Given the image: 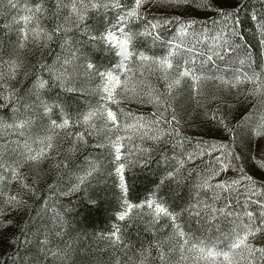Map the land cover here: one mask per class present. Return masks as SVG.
I'll list each match as a JSON object with an SVG mask.
<instances>
[{
    "label": "trees",
    "instance_id": "1",
    "mask_svg": "<svg viewBox=\"0 0 264 264\" xmlns=\"http://www.w3.org/2000/svg\"><path fill=\"white\" fill-rule=\"evenodd\" d=\"M32 1L40 4L45 13L46 27L53 35L47 51L56 55V62L61 70L70 71L79 57H83L85 63L89 62L95 68H104L110 57L113 58L114 54L109 55L110 52L98 45L97 39H92L98 38L101 30L108 26L102 13H92L89 15L92 18L84 22L80 29L60 40L62 36L54 31L53 26L62 19V0ZM191 2L199 7L200 12H207V16L197 19L190 13V18L182 19V14L177 12L158 13L152 10L153 12L142 15L144 19H133L127 23L126 31L131 29L138 32L143 30L148 21H170L157 29L160 39L155 42L152 37H137L134 41L135 49L145 51L150 56L162 57L167 54L170 45L179 44L182 57L177 56L175 59H181V63L188 61L189 67H209L213 74L223 78L252 72L264 74V45L260 42L257 24V21H264V0H235L228 7L219 5L214 0ZM238 4L241 5L238 13L240 23L236 28L238 35H233L224 28L218 10L232 11ZM1 13L0 5V15ZM253 16L257 19L253 20ZM231 19L235 22L237 17L233 16ZM214 20L217 23H212ZM186 22L193 23L188 26ZM222 32L224 39L229 41L227 45L218 38ZM1 36L2 40L8 41L5 34L1 33ZM65 51H72L74 57L71 53L70 57L73 59L69 60V57L64 62H70L62 65V55L68 56ZM214 53H219L223 59ZM209 56H212V60H209ZM53 59L52 54L46 55L50 66L55 64ZM142 71L143 79L138 89L144 102L134 105L131 100L123 101L125 105L121 107H110L118 113L121 109L124 110L120 123L122 119H133L129 117V113L134 114V117L143 116L145 132L151 133L148 131L150 127L158 131L157 135L160 136L157 140L151 139L143 143L141 151L135 156L121 159L126 165L123 175L128 203L139 205L152 197L156 202H162L170 211L179 214L177 223L186 232L206 241L222 239L237 226L242 228L249 222L246 215L249 211L259 224L264 219L260 215L264 209L252 201L264 200V178L254 168L242 164V160L250 150L247 141H250L256 119L264 114V92L253 95L255 84L245 81L236 85L231 96H227L222 85L218 84L220 80L213 79L214 82L209 81L212 83L204 89L203 97L198 96L199 93L195 91L193 96H188L187 101L192 102H184L185 106H182L187 119L179 118L176 116L178 111L175 112L179 101L174 99V94L167 95L166 82L160 78L161 75ZM45 79V86L43 89L36 87V93L43 102L49 106L51 104V111H45L46 116H60L63 119L67 114L71 119L67 130L62 129V135L57 133V137L54 136L55 150L38 164L34 171L37 174L32 172L28 175L26 184L37 196L32 205H21L20 216L12 217L18 220L15 229L12 227L13 236L9 232V237L5 240L0 264H42L53 253L54 259L44 264H116L118 261L119 264H140L141 261L144 264H165L179 242L176 238H172L173 242H168L174 228L170 218L159 219V222L152 219L149 225L131 215L123 221L117 218L122 196L113 173L115 161L112 151L107 142L103 145L98 128L89 130L87 128L90 127L83 123H76L77 117L94 109L92 97L80 90H62L50 77ZM26 84L24 92L29 97L30 92L27 90L30 83ZM19 88L13 94L14 101L15 97L19 98ZM149 91L167 96L171 107L165 113V119L171 120L173 114L176 116V121L171 126L163 121L159 122V127L152 123L156 119L153 113L163 112L166 105L159 106L158 109L156 104L149 103ZM200 103L203 105L201 108ZM4 112V109L0 110L1 114ZM6 114L5 112L4 115ZM213 114L223 118L225 123L221 124L218 118L214 119ZM225 124L233 131H226ZM174 129L179 130V135ZM79 132L84 133L83 141L75 138V133ZM225 140L236 145L237 149L228 147L208 154L205 142L208 145H226ZM136 144L135 141L134 145ZM241 144L243 155L239 150ZM229 150L232 152L231 157L227 156ZM236 155L241 159L236 160ZM217 157H221L225 164L228 161L233 163L228 174L226 170L213 176V171L221 168ZM241 166L245 174L253 177L255 189H251L247 181H242L229 191L215 188L221 182L230 183L239 179L242 174L238 169ZM91 169H94L92 176L88 177L80 189L69 191L79 182V177ZM41 175L43 178H40ZM206 182L212 187H205ZM253 191L258 194L253 195ZM213 208H223L225 214H216L213 220ZM117 226L124 242L129 245L127 249L123 244L112 245L110 233ZM260 234L258 244L264 243V232ZM225 246L226 242L218 244V247ZM260 246L264 247V244ZM61 252L63 256L59 260ZM141 252H144L143 256ZM161 254L163 259L160 258Z\"/></svg>",
    "mask_w": 264,
    "mask_h": 264
},
{
    "label": "rangeland",
    "instance_id": "2",
    "mask_svg": "<svg viewBox=\"0 0 264 264\" xmlns=\"http://www.w3.org/2000/svg\"><path fill=\"white\" fill-rule=\"evenodd\" d=\"M214 1L219 5H224L225 7H228L233 5V1L235 0ZM13 2L17 4L16 8H12L8 3V0H0V5L2 9V13L0 15V76H3V80H0V94L8 96L9 93H11V97L7 102L4 99H0V110L4 109L7 113L6 116L4 115L5 112L3 114L0 113V255L4 254V243L5 240L9 237V232L11 236H13V231L15 229L14 227L16 226V222L18 219H12V217L20 216V212L22 211L20 208L21 205L30 206L36 199V193L33 192L30 187H25V185H27L26 182L28 180V175L32 172L34 173V175L37 174L34 171L37 170L36 168L38 164L44 161L47 157H49L50 153L55 150L54 136L57 137V133H59V135L63 134L62 129H53L51 123L52 120H55L58 123H62L63 119H60V116H46L45 106H48L50 108L51 104L49 106L48 104L43 102L41 96L36 93V87H38V89L39 87L40 89H43L46 81L45 77H50V80L54 81L56 85H58L62 90H66L68 92L80 90L89 94V96L93 99L95 106L94 108H98L103 103V101L101 100V96L103 95V93L102 91H100V88L101 85H103L105 82L101 79L98 72L116 71L117 74H119V71L117 70L116 66L119 64L121 59L119 56L116 55L117 49L113 48L104 40L99 39V37L106 35L110 30L114 31L116 35L119 36V28L122 25L118 21V15L124 14V9L130 8L134 5V0H121L122 8L120 9L112 7H109L107 9L103 7L91 8L90 6H88L90 0H75L78 5H81L78 8V12L84 15L83 21H80L77 13H73L70 7V5L73 3V0H62L64 4V9L62 10V19L61 21H58L55 26H53L54 29H56L57 27H60L61 29L58 34H61L62 37H60L59 39L62 40L63 37L67 36V34L80 29L84 22L89 21L92 18L89 17V15H91L92 13H102L106 19L105 21L108 26L105 27V29L101 30L100 35L97 38V43L103 49L110 52L109 55L114 54L113 58L110 57L108 63L106 64V66H104V68L94 67L93 69H89V62H86V64L85 59H83V57H79L76 58V61L74 63L75 66L70 69V71H63L61 70V68H59V63L56 62V55L51 51H47L48 46L50 45L52 40L47 41L43 36H41L40 39H36L34 38V35L31 32V29L35 28L38 23L41 29L46 32L52 33V31H50L46 27L47 24L45 22L46 19L44 17V11L40 13H35L33 19L28 22L27 27L29 29V39L25 42L24 48L20 47V43L24 35L21 29L25 28V22L21 19V17L25 15H32V13L27 11V9H32L34 12V9L38 3H34L32 0H13ZM92 2L104 4L108 3L109 0H92ZM152 10H155L158 13L177 12L180 15L182 14V19L190 18V13L191 15H195L196 18L198 17L197 19L207 16V12H200L199 7L193 4L191 0H188L187 3L179 4L169 3L168 0H147V2L141 7L140 12L143 15L145 12H153ZM184 15H186L187 17H185ZM137 20L139 19H135V21ZM126 29L127 25L125 31ZM1 33L6 35L8 41L2 40ZM59 39L58 41H60ZM65 53H67L68 56L66 54L62 55L60 59L62 65L65 64L64 61L70 57L72 51H65ZM47 54L53 55V60H55V64H53L52 66H50L48 64L49 62L46 60ZM72 56L74 57V53H72ZM72 59L73 58L71 57L69 58V60ZM13 62L19 65V67L15 70L14 75L11 67ZM140 64L141 62L137 60L135 56H133L132 60L129 62V65L132 69L130 73L132 79L129 82L128 91L122 93L123 95L130 98L123 101L128 102L131 100V104L134 103V105H140L139 103L141 102L138 101L142 99L141 91L138 89V85L143 79L142 76L144 73L142 70L148 71L146 68L141 69L139 67ZM54 65L56 66L53 68ZM83 67L85 68L83 69ZM203 70L208 72L209 74H213L209 67H203ZM178 71H180V69L174 67L173 69L168 71V80H162L163 82H166V85L168 83L173 84L171 93L174 94V99L179 101L177 105L178 110H175L176 113L178 111L176 116H178L179 118H186L185 110L183 108L185 105H183V103L192 102L190 100L187 101L188 96H193L192 94L195 91L196 93H199L198 96L203 97L204 89H206L207 85L212 83L209 81L214 82V80L201 81L198 88L194 90L193 81L189 77H184L179 85L173 83L177 79ZM65 72L67 74L62 75V73ZM155 72L162 75L159 71ZM233 78L224 77V79L227 81H232ZM123 80L124 75L121 74V81ZM27 81L30 83L29 88L27 90V92H30L28 94L29 97L26 96V92H24L27 89ZM218 84L222 85L227 96H231V93L234 89L233 86H231L230 84H224L221 81L220 83L218 82ZM19 86L21 87L19 88ZM17 88H19V98L15 97L14 101L12 100L14 96L13 94L16 90H18ZM123 88L124 85L123 83H121L116 89L117 93H121V90ZM261 91L264 92V89H262ZM182 99H184V101H182ZM123 101L120 104H110L109 107H114V105L121 107L125 105L123 104ZM196 105L198 106V103H196ZM199 106L201 108L203 105L200 103ZM261 116H264V114ZM259 120L260 118L258 117L254 125L255 127L253 126L254 128L251 132L250 141L249 139L247 141L250 150L242 160V164L244 163L245 166L254 168L255 171H257V173L259 174V176L264 178V168L260 167V164L264 163V135L256 134V128L259 123ZM21 121L25 122V127H9V125H15L16 123H19ZM92 123H94L95 127H90L87 129L94 130V128H98L101 137L100 139L104 142L103 145H109L108 147L111 149L113 160L115 161L113 173L116 176L118 187L122 196L121 210L117 213L118 218L121 213L128 211V205L130 203H128L125 198V184L123 187L121 186L120 176L116 172L118 164L122 161L115 160V148L112 146V144L116 140L117 135L123 137V139L121 140V144L123 145V147L121 148V159L122 157H126L125 159H128V157L135 156V154L141 151L140 149L143 143L151 141L149 137L154 134L157 135L159 133L158 131L156 132L154 129H152L151 133L145 134L146 127H121L117 132L115 126H111V122L106 121V119L94 118ZM135 123L136 121L134 118L130 120L126 118L122 119L121 121V125ZM49 135L53 136V147L51 149H47L45 156L38 162L27 160L26 157L29 152L34 154L36 151H39L42 147H45V145L41 144V141L46 140V137H48ZM129 137H131V139H129ZM228 138L232 139V137ZM135 141L137 142L136 145H134ZM105 142L107 143L105 144ZM225 143L229 148L237 149V146L233 143H229L227 140H225ZM242 149L243 147L241 144L239 146L241 154ZM232 168L233 163L228 161L227 174L228 171H230ZM13 170H17L16 179H13ZM40 178H43V175H41ZM37 181L39 183V180ZM12 196H17L21 203L15 204L13 202V204H9L8 201ZM148 200L155 201V199L152 197H150ZM146 201L139 204L142 205L141 207H133L129 211V215H131V217H136V219L138 218L141 222H145L147 223V225H149L150 223H152L151 220L154 218L153 215H151L152 210L147 207ZM168 218L169 217L161 216L159 219L167 220ZM172 229L173 235H171L168 242H173L172 238H176V240H179V242L176 243V248L173 250L172 254L166 259L165 264H205L204 261L195 260L193 258V254L187 253V251H185L184 255L189 256V259H181L180 244L182 243V241H180L179 237L176 235L175 228ZM260 240V233L257 234L254 238L250 237V242L256 246L264 244H258ZM62 256L63 255L61 252L59 254V260ZM51 259H54V255L47 256L42 264L49 262ZM134 264H137V262H134ZM241 264H246V262L241 261Z\"/></svg>",
    "mask_w": 264,
    "mask_h": 264
},
{
    "label": "snow or ice",
    "instance_id": "3",
    "mask_svg": "<svg viewBox=\"0 0 264 264\" xmlns=\"http://www.w3.org/2000/svg\"><path fill=\"white\" fill-rule=\"evenodd\" d=\"M147 2V0H134V5L130 8L124 9V14L118 15V21L121 23V27L119 28L120 35L117 36L114 31H109L106 35L99 37V39L104 40L109 45H111L113 48L117 49L116 55L119 56L120 62L116 66L117 70L119 71V74H117L116 71H105V72H98L99 76L102 80H104V84L101 85L100 91H102L103 95L101 96V100L103 103L98 107L94 109H90L89 111L83 113L80 117H77L76 123H83L84 125L88 127H95L94 123L92 121L95 119H106V121L111 122V126H115V129L117 132L121 127L124 128H135V127H145V118L143 116L134 117V114L129 113L130 118H134L136 123L135 124H124L121 125L120 123V116L123 114V109L120 110L118 113L117 111H114L112 108L109 107L110 104H120L123 100L130 99L129 97L123 95L122 93H125L128 91V85L132 77L130 76V73L132 71L129 62L132 60L133 56L137 60L141 62L140 68L144 69L146 68L149 72H155L159 71L161 75V79L164 81L168 80V71L173 69L174 67L177 69H180L177 74V79L173 82L176 85H179L181 83V80L184 77H189L193 81V87L194 90L198 88L201 81L205 80H220L224 84H231L233 87L236 85L243 83L245 81L251 82L255 84V88L252 91V94L255 95L257 93H260L262 89H264V74H257L255 72H252L250 74H245L243 76L237 75L233 78L232 81H227L223 77L216 76L215 74H209L208 72L204 71L203 68L196 69L195 67H189L188 61H183L181 63V59H175L177 56L182 57V53L179 52L180 45L179 44H173L170 45L169 51L166 55L162 57H156V56H150L145 51H137L135 49L134 41L137 37H152L153 42L160 39V35L157 32V29L159 27H162L170 21L168 19H164L163 21L153 22L148 21V23L144 26L143 30L141 31H132L131 29L125 31L127 23L132 22L133 19H144L142 16L140 9L141 7ZM169 3L173 4H179V3H187L188 0H168ZM8 3L12 8H16L17 4L13 2V0H8ZM81 5H78L75 0H73V3L70 5L71 10L73 13H77L78 18L80 21H83L84 15L80 14L78 12V8ZM91 8H116L120 9L122 8L121 0H109L108 3L99 4L96 2H92L90 0L89 5ZM241 5H237L235 9L232 11H225L223 9H219V14L221 17V22L224 26V28H227L233 35H238L236 28L239 26V19H238V13L240 11ZM28 12L32 13V15H25L21 17V19L25 22V28L21 29V31L24 33L23 39L20 43V47H25V42L29 39L28 36V22L31 21L35 15V13H40L43 11L40 4H37L34 12L32 9H27ZM236 16L237 19L235 22H232V17ZM257 18L253 16V20H256ZM188 26L191 25L193 22H186ZM212 23H217V21H212ZM258 28L260 31V37H261V44L264 45V21H257ZM78 26V24H77ZM61 29L60 27H57L54 29L55 32H59ZM31 32L34 35V38L40 39L41 36H43L47 41H51L53 39V35L49 32L44 31L40 28L39 24L37 23L36 27L31 29ZM218 38L223 41L224 45H227L229 43L228 40L224 39L223 32L219 34ZM92 39H97V37H92ZM231 50V49H229ZM214 55H219L221 59H223V56L219 53H214ZM209 60H212V56H209ZM65 63H69L66 61ZM241 63H244V61H241ZM12 72L13 75L15 73V70L19 67V65L15 62L12 63ZM89 69H93L94 65L89 63L88 64ZM67 73H62V75H66ZM121 74L124 75V80L121 81ZM0 80H3V76H0ZM123 83L124 88L121 90V93H117L116 89L117 87ZM167 87V95L171 94L173 84L168 83L166 85ZM149 99V103H154L158 106H164L163 112L158 111L157 113H153V116H155V120L152 121L153 124H155L157 127H159V122L163 121L164 123H167L171 126L173 121H176V116L173 114L171 117V120L165 119V113L168 111V109L171 107V104L167 100V96H162L160 94H155L154 91H149L147 93ZM11 93H9L8 96H4L3 94H0V99H4L6 102L10 99ZM138 102L143 103L144 101L141 99ZM45 110L50 112L51 108L48 106H45ZM106 114V116H105ZM213 118L217 119L215 114H213ZM71 117L65 114L62 123H58L55 120H52V127L53 129H66L69 126V121ZM219 122L221 124H224L223 118H218ZM16 127V128H23L26 126L24 121H21L19 123H16L15 125H9V127ZM108 126V125H106ZM226 131L232 132L233 129L228 128L225 124ZM152 129L149 127L148 131H151ZM176 131L177 135H179V130L174 129ZM69 135H72V133H68ZM147 134V133H145ZM256 134L257 135H264V116L260 117L259 123L256 128ZM75 138L78 140L83 141L84 140V133L79 132L75 133ZM150 139L157 140L160 138L159 135H153L149 137ZM123 137L117 135L116 140L113 142L112 146L115 148V160L121 161V148L123 145L121 144V140ZM131 139V137H129ZM53 136L49 135L46 137V140H42L41 144L45 145V147H42L39 151H36L34 154L29 152L26 159L33 162H38L40 159H42L47 149H51L53 147ZM206 147L209 149L208 154H211V151L214 150H224L227 149L228 146L224 144L216 145L211 144L208 145L207 142H205ZM201 155H203V151L201 152ZM227 156L231 157L232 152L229 150L227 152ZM236 160H240L241 157L239 155L235 156ZM216 160L221 164V168L219 170L213 171V176L219 175L220 171H226L228 169V164H225L221 157H217ZM126 165L123 162H120L116 168L117 174L120 176L121 186H124V169ZM261 168H264V163L260 164ZM94 169L89 170L84 176L79 177V182L75 185H73L71 191H78L80 189V186L83 185L88 177L92 176V172ZM238 171L242 174L239 179L232 180L229 182H221L217 185H215V188L217 189H223L224 191H229L230 189L236 188V186L240 185L242 181H247L248 185L251 189H255V181L251 175L244 173V168L241 166L239 167ZM17 178V170H13V179ZM23 182V181H21ZM27 187V185H25ZM205 187H212L211 185H208L207 182L205 183ZM238 191V189H236ZM255 191H253V195H257ZM20 204L21 201L18 199L17 196H12L8 203L9 204ZM253 203H256L260 205L262 209H264V200H254ZM147 207L152 210L151 215H153V218L156 222H159V218L161 216L169 217L174 225V228L176 230V235L179 237L180 241L182 243L180 244V252H181V259L187 260L189 259V256L184 255L185 251L187 253L193 254V258L197 261H204L205 264H241V261L246 262V264H264V247L256 246L253 243L250 242V237L254 238L257 234L264 232V219H261L259 224L256 223V220L254 219V214L249 211L246 213L247 217L249 218V222L247 224H244L241 228L240 226L235 227L231 233L228 234V236L223 237L222 239H218L216 241L213 240H205L198 237H194L191 233L186 232L178 223V213H174L168 209L162 202H155L153 200L146 201ZM142 205H128V211H125L121 213L118 216V219L123 221L125 220L126 216L129 215V211L133 207H141ZM213 216L212 219L214 220L216 218V214L224 215L225 211L223 208L217 210L215 208L212 209ZM199 215V213H197ZM261 217H264V211L261 212ZM110 239L113 246L123 244V247L127 249L129 245L124 242L123 236L121 233L120 228L117 226L114 228V230L110 233ZM226 242L225 247H218L219 243ZM55 255V253H53ZM141 255H144V252H141ZM161 259H163V254H161ZM131 259V257H129ZM119 264V261L117 262ZM140 264H144L143 261L140 262Z\"/></svg>",
    "mask_w": 264,
    "mask_h": 264
}]
</instances>
